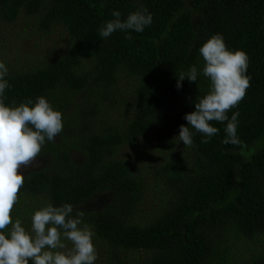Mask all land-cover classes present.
I'll list each match as a JSON object with an SVG mask.
<instances>
[{
	"label": "trees",
	"instance_id": "16d2710c",
	"mask_svg": "<svg viewBox=\"0 0 264 264\" xmlns=\"http://www.w3.org/2000/svg\"><path fill=\"white\" fill-rule=\"evenodd\" d=\"M142 7L153 16L143 32L100 37L113 10ZM23 18L37 37L58 30L68 42L18 54L5 102L45 96L64 128L23 173L13 218L30 228L39 208L72 204L94 233V264H264V0H0V61L5 29ZM216 34L249 56L250 87L227 113L239 114L240 142L225 144L227 121H213L218 134L191 129L186 147L180 126L210 87L199 50ZM192 65L197 82L178 88Z\"/></svg>",
	"mask_w": 264,
	"mask_h": 264
},
{
	"label": "clouds",
	"instance_id": "9594fccd",
	"mask_svg": "<svg viewBox=\"0 0 264 264\" xmlns=\"http://www.w3.org/2000/svg\"><path fill=\"white\" fill-rule=\"evenodd\" d=\"M112 16L100 27V37L107 39L117 31L143 32L153 22L152 14L143 7L126 18L118 10H113ZM125 38L132 39L131 35ZM199 51L205 62L200 74L210 81L209 91L195 102V111L185 115L188 126L181 125L177 137L191 147V129L211 138L219 132L211 122L227 121L224 143L237 145L239 114L229 120L227 113L238 106L250 87L246 75L249 56L243 50L229 49L220 34L208 39ZM8 73L7 65L0 61V264H94L98 258L94 233L83 222V212L73 216L72 204L48 203L39 208L31 217L30 229L19 217L13 218L25 184L22 169L36 160L46 142L55 141L64 124L62 112L54 109L45 96L7 104L6 90L11 88ZM185 78L197 82L196 65L178 75V88ZM201 142L208 143L209 139Z\"/></svg>",
	"mask_w": 264,
	"mask_h": 264
},
{
	"label": "rangeland",
	"instance_id": "374dc122",
	"mask_svg": "<svg viewBox=\"0 0 264 264\" xmlns=\"http://www.w3.org/2000/svg\"><path fill=\"white\" fill-rule=\"evenodd\" d=\"M5 30L7 36L5 39V43L7 46L6 47L7 55L2 56V60L3 62H5L6 65H11V67L12 64L14 63V60L17 59L18 54H19L18 57L24 54L38 56V55H43L46 51L48 52L50 51L51 54L55 51L64 52L66 50L65 48L67 46L68 40L67 37H65V35L61 34V32L58 33V30H56L55 34L52 37H45V38L37 37L35 32L32 31L28 22L25 21V19L22 21L18 20L17 22H14V24L11 25V27L6 28ZM13 32L15 33L18 32L19 37H14ZM0 40L3 41L4 38L0 37ZM35 43H37V46L35 45ZM19 46H22V49L19 53H17L19 51L17 47ZM29 61L34 62L35 58L31 57L29 58ZM81 98H82V94H78L76 96V99H81ZM106 114L123 118L122 114H120L118 110H106L105 115ZM56 139H58V136L56 137ZM156 147L157 146H153L151 149L155 150ZM124 150H126V152H129V148L124 147ZM163 155H164L163 152H161L159 153L158 156L161 157ZM37 165H39V163L34 161L31 165L22 169V174L36 167Z\"/></svg>",
	"mask_w": 264,
	"mask_h": 264
}]
</instances>
